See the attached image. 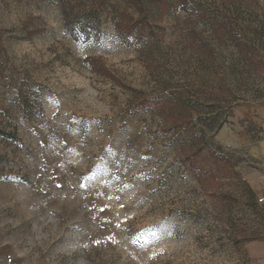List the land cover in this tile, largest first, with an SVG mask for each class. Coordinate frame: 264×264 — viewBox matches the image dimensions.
Masks as SVG:
<instances>
[{
    "label": "rangeland",
    "instance_id": "374dc122",
    "mask_svg": "<svg viewBox=\"0 0 264 264\" xmlns=\"http://www.w3.org/2000/svg\"><path fill=\"white\" fill-rule=\"evenodd\" d=\"M60 1L0 0V264H264L217 162L264 204V168L218 135L264 103V0H141L129 39L127 0H67L79 41Z\"/></svg>",
    "mask_w": 264,
    "mask_h": 264
},
{
    "label": "trees",
    "instance_id": "16d2710c",
    "mask_svg": "<svg viewBox=\"0 0 264 264\" xmlns=\"http://www.w3.org/2000/svg\"><path fill=\"white\" fill-rule=\"evenodd\" d=\"M60 2L63 13L64 27L66 31L72 36V38L79 41L81 40V34H85L87 38L90 37L93 29L91 27H88L86 23H84V21L79 18V15L71 6V3L67 0H61ZM127 2L138 10V12L140 13V17L137 19L131 18V22H127L125 18L127 16L129 17V15L123 14L115 23L117 29L125 39H129L134 34L137 28H147L148 30L151 29L141 0H127ZM147 101L155 103L159 102L156 98L148 99ZM26 102H29L30 104L35 106L36 98L34 94L28 93L26 96ZM217 162L224 163L227 167L231 168V172L239 185L243 186L246 189V195L248 200L250 201V207H252L256 211L254 227H252L251 229L239 230L237 233V238H239L237 239L238 242L244 244L250 241L264 240V204L261 203L256 191L250 186L248 181L241 176L235 165L230 160H227L223 157L221 158L219 156ZM196 165L197 161L195 160V158L191 157L188 167L193 172H197L195 169H193V167H196Z\"/></svg>",
    "mask_w": 264,
    "mask_h": 264
},
{
    "label": "crops",
    "instance_id": "0c3cea01",
    "mask_svg": "<svg viewBox=\"0 0 264 264\" xmlns=\"http://www.w3.org/2000/svg\"><path fill=\"white\" fill-rule=\"evenodd\" d=\"M250 112L248 109L244 113L240 111V115L236 117L235 129L232 128H221L219 131V139L222 143L234 145L237 148H246L248 157L251 163L259 168H264V103L261 104ZM246 116L248 119L254 120L259 124L258 136L259 138L253 139L250 134L245 131V128L241 124V118ZM252 169V168H251ZM255 172L248 173V178L255 182H260V177L257 170ZM262 246H257L260 248Z\"/></svg>",
    "mask_w": 264,
    "mask_h": 264
}]
</instances>
